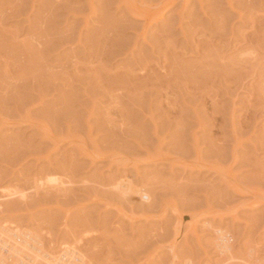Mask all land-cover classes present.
Here are the masks:
<instances>
[{
    "label": "rangeland",
    "instance_id": "rangeland-1",
    "mask_svg": "<svg viewBox=\"0 0 264 264\" xmlns=\"http://www.w3.org/2000/svg\"><path fill=\"white\" fill-rule=\"evenodd\" d=\"M123 1L0 0V233L83 264H264V0L150 25Z\"/></svg>",
    "mask_w": 264,
    "mask_h": 264
},
{
    "label": "bare ground",
    "instance_id": "bare-ground-1",
    "mask_svg": "<svg viewBox=\"0 0 264 264\" xmlns=\"http://www.w3.org/2000/svg\"><path fill=\"white\" fill-rule=\"evenodd\" d=\"M160 1V0H154L153 2L154 3H149V4H144L142 1L141 2H136V1H132V0H126V1H123L124 3V7H125V9H127V11L129 12V14H131L133 17H135V18H137V19H141V20H143V21H145V22H147V24H152V23H157V22H159V21H161L162 19H163V17H164V14H165V12H167L168 10H170V8L171 7H173V5H175V3H176V1L177 0H167L166 1V3L165 4H163L162 2L161 3H158V2ZM146 2V1H145ZM151 2V1H150ZM156 2V3H155ZM187 2L188 1H186V3H185V1H184V3L185 4H187ZM147 3V2H146ZM184 6V5H183ZM120 7V6H119ZM185 8V7H184ZM128 14V15H129ZM125 20V19H124ZM127 27V26H126ZM167 28H169V27H167ZM165 29H166V27H165ZM169 30V29H168ZM166 32V31H165ZM164 33V32H163ZM162 33V34H163ZM145 35V34H144ZM163 36V35H162ZM145 38V37H144ZM166 38H167V35H166ZM165 38V39H166ZM162 39V38H161ZM164 39V38H163ZM168 40H170V39H168ZM153 43V42H152ZM165 43V42H164ZM169 43V42H168ZM171 43V42H170ZM153 45V44H152ZM172 45V44H171ZM153 49V48H152ZM167 50V49H166ZM256 58V57H255ZM255 58H254V60H255ZM246 59V58H245ZM248 59V58H247ZM253 59V58H252ZM249 61V60H248ZM256 61V60H255ZM254 61V62H255ZM253 63V62H252ZM122 116V115H121ZM150 117H152V115L150 116ZM153 119V118H152ZM154 127V126H153ZM155 127H156V125H155ZM90 130H91V128H90ZM47 133V132H46ZM44 137V136H43ZM160 139V138H159ZM162 139H160V141H161ZM264 141V140H263ZM141 143V142H140ZM261 143H262V141H261ZM264 144V143H263ZM262 144V145H263ZM56 145V144H55ZM84 146V145H83ZM260 146V145H259ZM56 147V146H55ZM86 148V147H85ZM256 148V147H255ZM91 149V148H90ZM90 149H89V151H90ZM94 150H95V148H94ZM86 151V150H85ZM84 151V152H85ZM88 151V150H87ZM160 151V150H159ZM81 152H83V151H81ZM80 152V153H81ZM96 152H98V151H96ZM80 153H78V154H80ZM88 153V152H87ZM100 153V152H99ZM154 153V152H153ZM159 153V152H158ZM86 154V153H85ZM89 154V153H88ZM88 154H86L87 156H88ZM157 154V153H156ZM82 155H84V154H82ZM114 155V154H113ZM151 155V154H150ZM152 155H154V154H152ZM159 154H157V156H158ZM85 156V155H84ZM90 156V155H89ZM93 156H96V157H99L98 155H93ZM148 156V155H147ZM156 156V155H155ZM155 156H152V157H155ZM156 156V157H157ZM201 156V155H200ZM77 157V156H76ZM83 157V156H82ZM95 157V158H96ZM107 157V156H106ZM108 157H109V155H108ZM144 157V156H143ZM88 158V157H87ZM90 158H91V156H90ZM135 158V157H134ZM137 158V157H136ZM92 159V158H91ZM138 159V158H137ZM140 159V158H139ZM151 159V158H150ZM93 160V159H92ZM142 161L144 160V159H141ZM196 160V159H195ZM73 161V160H72ZM112 161V160H111ZM140 161V160H139ZM145 161H146V159H145ZM74 162V161H73ZM94 162V161H93ZM141 162V161H140ZM114 163V162H113ZM130 163V162H129ZM201 163H202V161H201ZM74 164V163H73ZM111 165V164H110ZM175 165V164H174ZM173 165V166H174ZM72 166V165H71ZM183 166H186V165H183ZM194 166V165H193ZM74 166H72V168H73ZM135 167V166H134ZM194 168H197V166L196 167H194ZM214 168V167H213ZM215 169V168H214ZM172 170V169H171ZM212 170V169H211ZM47 173V172H46ZM41 178V177H40ZM45 178V177H44ZM36 180V179H35ZM40 180V179H39ZM128 180V179H127ZM43 182H44V180H43ZM50 181L48 180V182H46V184H39V185H36L35 186V188L38 186V188H41L40 190H43V191H45V190H47V193H48V191H49V189L53 186V185H51L50 187H49V185H48V183H49ZM128 182H129V180H128ZM38 183V182H37ZM40 183V182H39ZM55 186V185H54ZM69 186V185H68ZM34 187V186H33ZM56 187V186H55ZM134 187V186H133ZM38 188H36V190L38 189ZM54 188V187H53ZM57 188V187H56ZM55 188V189H56ZM122 188V187H121ZM132 188V187H131ZM45 189V190H44ZM55 189H53V191L55 190ZM137 189V188H136ZM145 189V188H144ZM236 189V188H235ZM35 190V191H36ZM129 190H131V191H133L132 189H129ZM254 190V189H253ZM253 190H250L249 191V193L251 192V191H253ZM34 191V192H35ZM51 191V190H50ZM56 191V190H55ZM120 191H122V190H120ZM148 191V190H147ZM240 191V190H239ZM259 191V190H258ZM8 192V191H7ZM41 192V191H40ZM124 192H126V191H124ZM255 192V190L253 191V193ZM256 192H257V190H256ZM252 193V196H253V198L255 199V197H257L258 195H257V193ZM260 192V191H259ZM258 192V193H259ZM2 193H4V192H2ZM18 193V192H17ZM136 193V192H135ZM261 193V192H260ZM20 194V193H19ZM121 194V193H120ZM134 194V193H133ZM2 195V194H1ZM15 196L16 195V193L14 194H12L11 192L10 193H6V194H4V195H2V197H4V199H10L9 197H11V196ZM21 195V194H20ZM13 196V197H14ZM261 196V195H260ZM17 197H19V196H17ZM14 198H16V196L14 197ZM23 198H25V196L23 197ZM3 198H2V200H4ZM19 199V198H18ZM119 199H121V201H122V198H119ZM1 200V199H0ZM12 200H13V198H12ZM11 201V200H10ZM124 201H126L125 199H124ZM123 201V202H124ZM149 201V200H148ZM126 202H129V201H126ZM3 203V202H2ZM140 203V202H139ZM127 204V203H126ZM1 205V204H0ZM3 206V205H2ZM1 207V206H0ZM2 208V207H1ZM131 211V210H130ZM118 213V212H117ZM120 213H118V215H119ZM130 214V213H129ZM121 216V215H120ZM131 216V215H130ZM133 216V215H132ZM138 216V215H137ZM127 219V218H126ZM125 219V220H126ZM131 223V222H130ZM4 227V226H3ZM23 229V228H22ZM18 230V229H17ZM27 231V230H26ZM29 231V230H28ZM16 232V231H15ZM19 232V231H18ZM10 233L11 234V236H7V235H5L4 236V234H2V233H0V264H7L6 262L7 261H10L11 262V264H83L84 263V260H83V258H85V256L84 255H81V254H79L78 252H76L75 251V248L72 250L71 248V250L70 251H64V253L61 255V256H57V257H55L54 255V257L53 256H50V255H47L46 253H42V252H44V251H41L40 252V249H38V248H36V247H38V245H35V243L33 244V243H30V235H32L31 233H30V231H29V233H27L26 234V232L24 233V232H19V233ZM216 234V233H215ZM224 235V234H223ZM35 236V235H34ZM222 236V235H221ZM32 238V237H31ZM37 239V238H36ZM226 239H227V237H226ZM33 240H34V237H33ZM40 240V239H39ZM226 241L225 240V238L222 236L221 237V252L220 253H225V254H229L230 255V251H229V244H228V246H227V244H225L224 242ZM18 242H20V245L21 246H18L17 247V243ZM40 242V241H39ZM227 242V241H226ZM37 243V242H36ZM32 244V245H31ZM40 244V243H39ZM217 246H220V245H217ZM21 247V248H20ZM40 247H41V244H40ZM31 248H33V249H31ZM22 249V250H21ZM23 249H25V250H28V249H30V250H38L39 251V253H40V255H36V254H26V253H28V252H26V253H24V251H23ZM61 249V248H60ZM34 250V251H35ZM36 250V251H37ZM42 250V249H41ZM48 250V249H47ZM33 251V252H34ZM46 251V250H45ZM60 251V250H59ZM230 252V253H229ZM37 253V252H36ZM57 254V253H56ZM55 254V255H56ZM81 255V256H80ZM223 255V254H222ZM84 256V257H83ZM229 257V256H228ZM231 257V256H230ZM233 257V256H232ZM236 259V258H235ZM226 260V259H225ZM224 260V261H225ZM237 260V259H236ZM228 261V260H227ZM232 261V260H231ZM230 261V262H231ZM251 262V261H250ZM223 263V262H222Z\"/></svg>",
    "mask_w": 264,
    "mask_h": 264
}]
</instances>
